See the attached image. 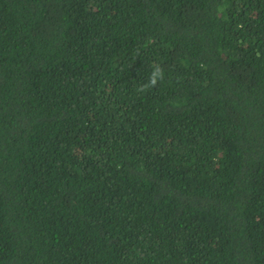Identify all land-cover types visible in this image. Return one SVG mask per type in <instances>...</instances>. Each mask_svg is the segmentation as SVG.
<instances>
[{"label": "trees", "instance_id": "16d2710c", "mask_svg": "<svg viewBox=\"0 0 264 264\" xmlns=\"http://www.w3.org/2000/svg\"><path fill=\"white\" fill-rule=\"evenodd\" d=\"M0 264H264V0H0Z\"/></svg>", "mask_w": 264, "mask_h": 264}]
</instances>
